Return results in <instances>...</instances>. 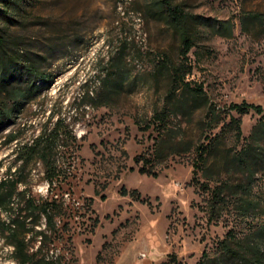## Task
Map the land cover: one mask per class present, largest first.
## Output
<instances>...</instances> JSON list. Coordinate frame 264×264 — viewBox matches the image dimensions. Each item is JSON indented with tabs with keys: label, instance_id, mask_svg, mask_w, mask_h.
<instances>
[{
	"label": "rangeland",
	"instance_id": "1",
	"mask_svg": "<svg viewBox=\"0 0 264 264\" xmlns=\"http://www.w3.org/2000/svg\"><path fill=\"white\" fill-rule=\"evenodd\" d=\"M175 2L206 19L188 53L186 77L202 84L208 103L191 116L179 113L170 120L176 136L165 138L158 155L151 119L168 88L166 70L158 65L164 57L180 59L181 37L153 7L154 0H11L8 8L0 2V35L8 52L52 77L49 84L37 81L39 93L21 104L8 129H20L26 140L60 116L64 132L70 133L56 141L52 187L40 162L23 174L37 200L52 201L55 230L47 231L43 247L51 264H201L204 252L220 253L229 230L245 239L237 257L226 264L252 256L246 235L264 221V160L253 166L251 196L260 201L255 216L243 219L229 203L217 220H209L210 190L201 184L207 176L195 170L193 147L223 128L209 155L208 174L247 181L233 153L250 140L264 113L239 114L230 104L264 107V24L242 21L246 12L263 13L264 0ZM108 72L113 82L106 84L102 78ZM32 79L27 70L16 82L27 85ZM88 87L93 89L89 97L83 94ZM208 107L218 111L213 129ZM232 117L240 119V138ZM7 130L0 136V177L8 167L15 171L14 143L3 142ZM260 143L264 147V135ZM137 156L147 157L145 164L158 175L139 172L143 161ZM123 187L137 189L140 198L123 194ZM15 212L2 207L0 217L9 222ZM36 228L46 230L43 214ZM255 237L264 246V236ZM11 255L12 245L0 230V264H15Z\"/></svg>",
	"mask_w": 264,
	"mask_h": 264
},
{
	"label": "trees",
	"instance_id": "2",
	"mask_svg": "<svg viewBox=\"0 0 264 264\" xmlns=\"http://www.w3.org/2000/svg\"><path fill=\"white\" fill-rule=\"evenodd\" d=\"M8 8L11 0H0ZM153 7L162 14L169 24L179 32L181 44L179 48L180 59L173 60L168 57L162 58L159 63L160 69H165L168 75V88L166 97L162 105L155 109L152 115V122L155 123L158 133L155 141V154L163 151L162 147L166 137H175L172 134V126L170 120L178 116L179 113L191 116L195 109L202 104L208 103L207 92L203 89L202 84L193 83L187 79L186 74L190 72L187 59L188 53L195 44L194 37L199 24L206 19L201 15H194L187 11L175 0H154ZM252 19L264 24V12H246L242 15V21ZM219 26H223L226 30L232 31L227 21H220ZM232 26V25H231ZM6 38L0 35V136L2 132L8 129L7 124L16 117L20 106L24 102H28L35 98L40 91L37 81L44 80L46 84L52 81V77L44 73H38L37 66H31L21 61L19 57H15L8 52ZM108 63V61H107ZM31 71L34 79L27 85L16 82L24 71ZM102 78L106 84L112 83L110 77L111 72ZM93 89L85 88L83 94L90 96ZM230 108L236 110L239 114L254 111L256 113H264V107L259 104L242 101L240 103H231ZM208 111L212 115L211 129L217 127L218 111L213 107H208ZM54 113L50 116L52 117ZM215 122V123H214ZM230 123L234 124L237 137H241V127L239 117H232ZM65 119L58 116L53 121L52 126L45 124L40 127L37 133L30 139H24L20 129H8L4 133L3 142L6 144L14 143L12 152L14 153V168L8 167L6 174L0 177V209L16 208L10 221L6 222L0 217V230L6 234V239L12 245V258L15 264H51L52 260L48 258L47 253H43V247L48 238V230H55V219L52 211V201L37 200L31 192L28 191L26 177L23 175L27 168L37 162L42 163L45 178L52 187L56 177V141L58 139H67L70 133L64 132ZM223 134V128L214 133V135H206L208 141H200L194 145L195 157L193 165L195 170H202L206 173V181L201 183L203 187L210 190V197L207 201V210L209 220H217L224 212L225 207L232 203L243 218L254 217L260 204L259 199L251 196V182L254 180L255 169L253 166L264 160L263 149L260 140L264 135V115L254 125L250 134V140L247 141L239 150L233 153V163L247 171V181L231 182L229 180H220L218 177L208 174L209 155L215 150L218 142ZM188 148V147H186ZM190 148V147H189ZM178 151V149L176 150ZM158 155V154H157ZM135 160H142L143 163L138 168L141 173L152 176L158 175L152 165L147 166L145 162H149L147 157L137 156ZM145 161V162H144ZM208 174V175H207ZM214 182V186L210 188L209 183ZM123 194H130L134 198L139 199L140 193L137 189L127 191L122 188ZM147 201L146 199H141ZM43 214L46 219V230L38 229L40 215ZM264 236V221L255 230H249L247 237L249 242L247 247L252 249L251 257H242L239 264H251L254 260L258 264H264V246L261 239L255 236ZM37 237H39L37 239ZM39 243L35 246L34 240ZM244 238H237L232 230L220 241L221 251L218 255L210 256L206 252L203 253L205 260L201 264H217L218 262L228 263L237 257L239 250L243 247Z\"/></svg>",
	"mask_w": 264,
	"mask_h": 264
}]
</instances>
